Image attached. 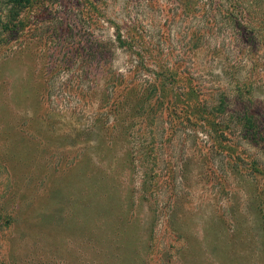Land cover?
<instances>
[{"label": "rangeland", "instance_id": "1", "mask_svg": "<svg viewBox=\"0 0 264 264\" xmlns=\"http://www.w3.org/2000/svg\"><path fill=\"white\" fill-rule=\"evenodd\" d=\"M12 1L0 264H264V0ZM194 86L223 119L171 134L155 101Z\"/></svg>", "mask_w": 264, "mask_h": 264}, {"label": "trees", "instance_id": "2", "mask_svg": "<svg viewBox=\"0 0 264 264\" xmlns=\"http://www.w3.org/2000/svg\"><path fill=\"white\" fill-rule=\"evenodd\" d=\"M31 1L32 0H13L12 1V8L15 7L17 9L16 12L14 13V18L16 20L18 19L20 12L23 10V8L27 4L30 5ZM11 29L12 28L7 27V25H4L2 28V30L4 32L12 34L13 30H11ZM161 79H163V77ZM165 84L166 83L164 82V86H166ZM191 88H193V89H190L191 91L189 93L187 92L186 94H184V96L186 97V102L184 101L185 105L181 108L177 107L175 105V102L173 103V101H171V99H169L167 101H162V102L155 101L154 107L157 110L159 108H161V106L163 104H165L164 102H166V104H167V107H165L163 110V112L165 113V119L164 120H165V123L168 125L171 134L175 130L180 129L181 128L180 124L187 121L188 118L193 120L194 122H196V120H198V121L199 120L202 121V119L205 120V116H207V115H211V118H213L215 120L223 119L224 115L223 114H222V116L219 115V113L221 111V107H217L216 105H214L211 108L213 110L209 111V108L207 106L208 101L206 102L201 97V95L199 94V90H198L197 86H194ZM189 111H193L192 114H190ZM180 119L183 120L181 123L178 122V120H180ZM192 123L193 122H191V124ZM113 129H114V126L111 127L112 131H113ZM262 133H264L262 128L257 126L254 121H251L250 123H248L246 134H247V136L251 137V139L253 141L259 140ZM112 207L116 208L114 205H112ZM130 222L131 221L126 220L124 225H122L121 227L119 226L120 225L119 222L113 223L112 225H110L109 229L112 232V235H111L112 240L110 241L109 245H113V247L116 249H120V246H126V248H127V247L132 245V243H130L132 238L130 237V234L128 232V229L132 226V223H130ZM105 244H107V243H105ZM15 245L16 244H14L12 246V249L8 255V260L11 264L12 263L13 264H19L18 263L19 259H18L17 255H15L16 254L15 253ZM11 260H12V262H11Z\"/></svg>", "mask_w": 264, "mask_h": 264}]
</instances>
